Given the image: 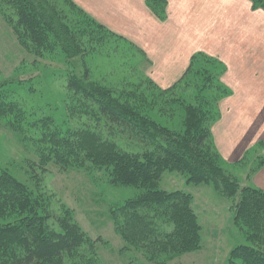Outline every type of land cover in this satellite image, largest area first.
<instances>
[{"label": "trees", "instance_id": "trees-1", "mask_svg": "<svg viewBox=\"0 0 264 264\" xmlns=\"http://www.w3.org/2000/svg\"><path fill=\"white\" fill-rule=\"evenodd\" d=\"M248 1L254 10L264 12V0ZM166 4V0H146L161 21L166 18ZM0 15L19 45L35 57L55 47L67 60L100 52L104 45L116 42L132 47L71 0H0ZM224 72L217 59L196 53L171 89L161 91L144 79L148 87L135 85L134 91L117 95L92 81L85 69L82 76L71 74L66 88L75 104L89 115L92 129L61 131L52 119L41 121L37 145L42 164L54 160L61 167L83 168L89 163L106 168L110 184L142 190L120 209L121 221L112 217L125 244L123 249H136L149 263H160L162 258L161 262H166L201 249V226L192 207V194L158 189L164 172H177L186 177L187 184L211 186L232 200V223L248 244L232 249L227 264H264V192L241 185L227 172L211 134V125L219 118L218 103L230 94L221 83ZM178 87L182 89L179 100L185 102L183 96L188 92L192 102L183 103L182 130L175 132L150 119L145 107L152 110L159 105L157 100ZM146 92L152 102L144 104ZM8 118L12 119L8 126L22 132L24 111L0 94V119ZM118 135L146 150L135 154L120 149L108 139ZM263 166L261 160L250 177ZM39 204L25 186L0 168V221L21 215L13 223H0V264H63L65 258L70 264H93L77 254L89 243L81 229L65 217L56 220L59 231H55L48 223L51 216L38 212ZM89 244L92 253L93 244Z\"/></svg>", "mask_w": 264, "mask_h": 264}, {"label": "rangeland", "instance_id": "rangeland-1", "mask_svg": "<svg viewBox=\"0 0 264 264\" xmlns=\"http://www.w3.org/2000/svg\"><path fill=\"white\" fill-rule=\"evenodd\" d=\"M125 41L132 47L123 42L110 43L111 46L104 45L100 52L72 60H67L58 47L42 57H35L19 45L0 15V94L8 102L18 105L26 117L22 122V132L13 131L8 126L11 118L0 119V168L39 200L38 212L51 216L48 223L52 229L59 231L56 220L65 217L81 229L86 241L93 244V250L92 253L89 251L90 244L87 243L77 254H83L86 261L93 264H227L231 250L248 242L232 223V200L222 197L211 186L189 185L180 173H163L158 183L159 190L192 194V207L201 226V249L171 257L166 262H161L162 258L160 263H149L136 249H123L125 244L117 234L113 221V217L121 221L120 209L128 200L142 194V190L110 184L108 170L89 163L79 168L73 165L61 167L54 160L45 164L40 161L37 144L44 119H52L54 126L61 131L92 129L89 115L75 104L72 93L66 88L71 74L82 76L88 69L92 81L112 89L117 95L134 91L135 85L148 87L144 79L150 80L161 91L171 89L180 81L167 88L158 86L148 73L150 62L144 52L130 41ZM181 93L182 89L176 88L157 100L159 105H154L152 110L145 107L146 114L163 127L181 131L185 117L183 103L192 102L187 98L188 92L183 96L185 102L179 100ZM146 96L148 99L143 103L152 102L148 92ZM108 139L126 152L141 154L146 150L142 144L119 135ZM214 147L216 149L215 144ZM219 156L227 172L243 186L250 185L256 173L250 177V171L264 160L259 148L246 153L236 164H227ZM15 215L0 223L17 221L21 215ZM63 264H70L67 258Z\"/></svg>", "mask_w": 264, "mask_h": 264}, {"label": "crops", "instance_id": "crops-1", "mask_svg": "<svg viewBox=\"0 0 264 264\" xmlns=\"http://www.w3.org/2000/svg\"><path fill=\"white\" fill-rule=\"evenodd\" d=\"M86 14L144 52L148 73L161 88L180 80L202 53L225 67L230 94L211 132L227 164L259 148L264 155V12L248 0H166L160 21L146 0H73ZM264 192V166L250 180Z\"/></svg>", "mask_w": 264, "mask_h": 264}]
</instances>
